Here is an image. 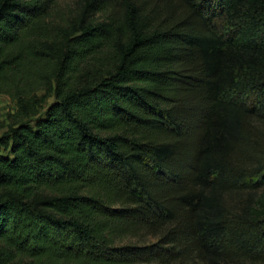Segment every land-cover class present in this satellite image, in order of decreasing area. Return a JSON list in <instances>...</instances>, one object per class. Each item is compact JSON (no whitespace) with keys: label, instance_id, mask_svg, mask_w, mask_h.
Returning <instances> with one entry per match:
<instances>
[{"label":"trees","instance_id":"1","mask_svg":"<svg viewBox=\"0 0 264 264\" xmlns=\"http://www.w3.org/2000/svg\"><path fill=\"white\" fill-rule=\"evenodd\" d=\"M58 1L0 0V264H264V0Z\"/></svg>","mask_w":264,"mask_h":264},{"label":"rangeland","instance_id":"2","mask_svg":"<svg viewBox=\"0 0 264 264\" xmlns=\"http://www.w3.org/2000/svg\"><path fill=\"white\" fill-rule=\"evenodd\" d=\"M76 0H59L56 6V10L64 11H71L75 4ZM54 100L53 97L49 98L45 103L44 107L41 109V113H43L47 106ZM16 111L15 103L6 95H0V123H5V127L1 128L0 131H4L7 127L6 125L9 124L13 118ZM147 243H151L156 241L155 237H146L145 239ZM126 242H136L135 239H128Z\"/></svg>","mask_w":264,"mask_h":264}]
</instances>
